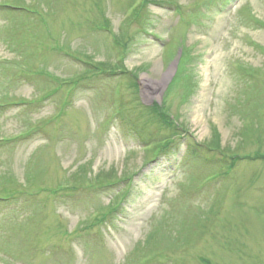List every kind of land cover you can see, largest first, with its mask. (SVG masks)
Wrapping results in <instances>:
<instances>
[{"label":"rangeland","instance_id":"374dc122","mask_svg":"<svg viewBox=\"0 0 264 264\" xmlns=\"http://www.w3.org/2000/svg\"><path fill=\"white\" fill-rule=\"evenodd\" d=\"M0 264H264V0H0Z\"/></svg>","mask_w":264,"mask_h":264},{"label":"trees","instance_id":"16d2710c","mask_svg":"<svg viewBox=\"0 0 264 264\" xmlns=\"http://www.w3.org/2000/svg\"><path fill=\"white\" fill-rule=\"evenodd\" d=\"M158 108H159V107L156 106V108H154V111L156 112V114H157L158 116H162V117H164V115H163L161 112H159ZM163 113H164V112H163ZM218 148H219V147H218Z\"/></svg>","mask_w":264,"mask_h":264}]
</instances>
